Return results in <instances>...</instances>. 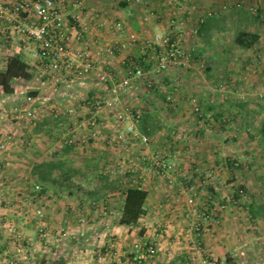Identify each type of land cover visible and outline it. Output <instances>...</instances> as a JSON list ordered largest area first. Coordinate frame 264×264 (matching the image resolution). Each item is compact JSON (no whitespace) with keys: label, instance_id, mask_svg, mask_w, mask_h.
<instances>
[{"label":"crops","instance_id":"0c3cea01","mask_svg":"<svg viewBox=\"0 0 264 264\" xmlns=\"http://www.w3.org/2000/svg\"><path fill=\"white\" fill-rule=\"evenodd\" d=\"M7 1L16 3L21 0ZM61 1L70 6L73 0ZM239 1L241 0H141L137 3L136 0H88L84 11L69 9L67 21L73 26L72 35L80 28L76 20L78 14L86 18V40L91 43L97 60L96 70L87 78L91 92L102 90L106 91L104 95H107L112 87L127 77V70L133 60H142L144 65L150 67L148 70L145 69L148 78L156 77L155 74L158 72L155 70L154 58L143 53L141 42L130 43L128 35L131 32H138L152 36L162 30H169L173 37L181 42L193 62L198 60L201 66L204 64L198 91L200 103L203 107L206 105L208 109H204L198 118L201 130L197 132L194 139L196 142L190 145L191 148L187 145L180 150H177L176 146L170 147L172 149L168 159L178 167L176 186L166 185L167 191L161 194L157 192L158 187L155 183L147 182L146 179V189L149 190L147 211L140 223L133 226H123L119 223L126 186L131 185V180L121 174L115 178L111 172L122 153L118 147L108 146L109 141L101 142L91 137V129L83 126L90 115L73 118L74 123L69 126L70 129L65 128L68 129L66 131L68 133L64 131L62 134L63 138L72 137L76 142L55 150L51 148L52 142L56 141L58 144L61 139L44 130L49 122L46 117L37 123L33 122L34 128L20 133L18 131L16 133L12 129L13 126L10 127L8 123L0 120V127L5 133L10 132L15 137L11 148L5 152L0 151V168L9 169L13 160L31 158V164L28 165L26 159L21 163V166H24L21 171L28 174L25 175V179L21 178L20 182H15L14 187L19 189L21 195L16 196L11 202L14 208L9 211L13 213L0 211V220L6 219L10 223L18 224L28 237V242L37 236L38 243L41 242L39 230L44 223H40L37 210L44 209L45 225L52 234L64 232L70 235L71 239H77L70 241L73 244L66 245L64 249L67 250V254L58 257H55L58 251L57 244L51 247L55 252L49 253L46 248L47 242L41 243L42 245L37 246L35 257L32 259L31 256L24 255L20 247L14 245L15 242L8 237L10 234L5 229L0 228L1 264H10L15 259L17 264H100L97 254L101 251L110 255L115 252L125 262L133 264V245L139 240L143 242L154 240L158 243L159 252L154 264H191L187 262L190 254L187 244L180 243L177 238L185 237L184 214L190 209L191 203H195L189 200L192 195L187 199L190 192L187 193L183 188L181 176L192 177L191 180L186 177L185 182L188 185L197 179H204L199 178L195 167H199L200 172L214 171L213 184L209 189L211 197L228 203L229 206L222 212L220 229L218 228V231L210 229L204 237L202 236L201 241L205 250L214 256L217 264H229L226 262L227 256L232 259L233 264H249L248 260L238 258V255L249 254L247 248L249 233L245 232L249 225L243 230L244 236L239 234L241 238L238 239L235 235L237 232L232 227L242 226L240 222L242 218L238 210L239 205L232 201L241 199L247 203L248 209L249 203L259 204L264 209V198L260 201L255 197L249 199L251 182L249 170L254 172L258 167L255 165L258 156H264V115L257 117L255 112L249 114V100L243 102L228 100L227 96L224 98L223 92H238L239 89H243L242 85L233 84V82L243 84L238 80L240 74L249 76V85L246 81L245 88L264 90V3L258 6L260 13L257 15L250 9L249 0H242V3L243 1L245 3L242 6H238ZM210 11L214 12L212 16H208ZM96 15H99V18L93 19ZM203 18L204 22L200 23ZM13 40L9 42L0 40V46L11 45L16 53L24 54L25 46H15ZM34 45L33 42V47ZM71 45L74 50L81 47L76 41H72ZM108 47L115 48V56L107 53ZM6 51L8 54L10 49ZM13 54L9 53L0 60L2 61L0 72L6 68L8 58ZM238 62L243 63L242 70L232 66ZM163 74L171 75L169 72ZM168 77L165 76L163 80L170 81L171 78ZM132 81L134 85L142 84L145 78H133ZM66 82H68L66 86L76 88L74 79L69 78L62 83ZM166 86L155 85L152 90L160 93ZM152 90L148 89L147 94L144 93L147 97L145 100L130 104L144 110L141 123L146 124L144 134L153 133L154 122H159L154 114L155 110H152L155 97ZM66 95L69 96L70 93ZM66 100L69 102L66 106L74 108L90 103L75 104L72 99ZM236 106L238 107L235 110ZM260 107L263 106L259 105V110ZM2 115L3 113H0V117ZM100 115V121L106 124L100 126L102 136L107 139L113 135L114 138L121 126L114 122V128L107 129L109 116L105 111ZM187 117L178 116L176 119L185 122ZM55 122L59 126L63 125L61 118ZM254 125H259V129H254ZM243 129L251 133L245 135L242 133ZM28 133L30 137L35 136L31 141L36 138V150H29L28 145L22 143L21 137L25 141L23 135L27 137ZM141 152L143 151L140 150ZM186 155L193 156L194 161L198 160V165H192L185 159ZM262 163L260 169L264 170V159ZM12 167L15 169L16 166ZM262 180L264 182V177ZM243 188L247 195L239 197L237 191ZM118 194L119 198L121 195L119 201ZM203 197L204 202L209 201L207 197ZM17 198L19 200H16ZM28 202L32 203L30 208L27 207ZM163 203L165 207L161 210L160 205ZM207 205L210 206L211 203L207 202ZM99 206L106 208L107 212H98L96 208ZM262 213L260 218L264 219V210ZM81 218L86 219L88 223L81 224ZM157 222H162L169 229L166 227L165 231H155Z\"/></svg>","mask_w":264,"mask_h":264},{"label":"rangeland","instance_id":"374dc122","mask_svg":"<svg viewBox=\"0 0 264 264\" xmlns=\"http://www.w3.org/2000/svg\"><path fill=\"white\" fill-rule=\"evenodd\" d=\"M239 2H242V0ZM243 3L242 5L245 4ZM262 3H264V0H257V1L249 0L248 5L250 6V9H251L253 7L260 6ZM13 41H14L13 45L15 46L16 45L25 46L24 56L31 64L37 66L38 72L33 80L29 81L25 79H18L16 81V90L14 94L12 95H6L0 89V113H3V115L0 117V120L1 121L3 120L2 121L3 123H8L10 127L13 126L12 129H14L16 133L17 131L18 133H20L22 131L25 132V130L34 128L35 124L33 122L37 123L39 122L41 118L46 117L49 122L47 123L46 129L44 130L50 131L51 133H53V136H58V138L61 139L58 144L56 141L52 142L51 148L53 150L58 149V148H64L66 147L67 140L69 138V137L63 138L62 133L64 131L65 132L68 131V129H65V128H69L72 122L74 123V119L79 118L78 117L79 115L83 117L90 115L91 104L97 100H100L102 97H104L105 96L104 94L106 93V91L100 90L99 92H96V91L91 92L90 84H88V79H86L85 83L82 85H78L76 82L77 85H75L76 88L74 89L72 87L66 86L68 82L66 83L57 82L55 79L52 78V73L33 58L32 56L33 42L32 41L21 40V39H15ZM1 48L2 49H0V60H3V57L7 56L9 53H16L15 48H13V46L11 45L5 46V47L2 46ZM7 49H10V52L8 54L6 51ZM1 63L2 61L0 62V64ZM232 66L240 70L243 69V63L241 62H238V64H234V65L232 64ZM144 68L148 70L150 67L147 64H145ZM204 68H205L204 64H202L201 66L198 60L197 62H193V60H191L190 58L186 64L182 65L179 68L173 69V71L170 70L169 74L171 75H166V74L164 75L163 73L162 74L157 73L155 74L156 77H150V78H148L147 77L148 75H147L146 76L147 78H145V82H142V84H135V85L133 84L131 89L123 92L122 97L125 101V104L130 107L138 108L130 104H132L133 102H137V103L141 102V100L143 99L145 100L147 98L144 95V93L147 94L148 89L152 90V88H154V87L149 86L150 81L154 83V85H159V84L167 85L165 88L162 89V92L160 93L152 90V92L155 93L154 107H152V110H155L154 114H156V118L159 120V122L158 123L154 122L153 133L146 134L150 138H152L151 143L146 148L141 146V144L139 143H134L132 150L128 154L127 153L120 154L119 160L118 162L117 160L115 161L117 162V164L114 167H118L119 166L118 164L121 161L125 163V166H132L133 165L132 160H133L135 161V163H138L140 165V168H142L144 172L143 174H144L145 180L147 179V182L152 181L153 183H155V186L158 187L157 189L158 193L165 194V192L167 191V186L168 187L176 186V181H177L176 173L178 171V167L176 166L175 163L174 164L176 168V171H175L176 173H174V176L176 180L174 181V183L170 184L165 179L154 176V173L148 170V166L143 163L144 160L142 161L141 158L143 157L145 150H150L151 152H159L168 157L170 154L169 152L172 149L170 147L176 146L177 150H180V149L185 148V145H187L191 148L190 145L196 142L194 140L196 139L195 136H197L198 134L197 132H200L201 130L200 124L198 123V118L202 114V111L204 112V109H208L206 105L205 107H203V105L200 103V100H201V98L199 97L200 91H198V86H201V81H202L201 77L203 76ZM165 76H169L168 78H171V80L170 81L163 80ZM238 80L242 81L243 84L236 83V82H233V84H236L238 86L242 85L243 89L242 90L239 89L238 92L236 91H232V92L229 91L227 93L223 92L224 98L227 96L228 100H232V101L234 100V101H240V102H243L244 100H249V103H250L249 114H252L253 112H255L257 117L258 115H262V114L264 115V90H259V89L249 90L245 88L246 84L249 85L248 74H240ZM69 83L75 84L72 82H69ZM61 84L65 86H62ZM31 92H37L38 95L33 96L34 98L33 103H28L27 98L29 96H32ZM69 93H70L69 96L66 95ZM169 94L173 96V102L168 101L167 97ZM66 98L72 99V102L75 104L76 103L79 104V102L80 103L90 102L91 104L88 103L87 105H80L79 108L75 107V111L73 115V113L69 112L71 107L66 106L67 104H69ZM259 105L263 106V107H260V110L258 109ZM197 106L200 108V111H197L195 109ZM237 107L238 106L234 107V109L236 110ZM30 108H35L36 110L35 112L36 117L34 119H30L27 116V113L25 111L26 109H30ZM102 111H105L106 114L109 116L110 122H109V126H107V129H109L110 127L114 128L113 125L115 124L114 122H116L114 116H112L114 115V113L109 111L105 107L101 109V112ZM178 116H182V118L184 116H188L187 117L188 119H186L185 122H182L176 119V117ZM60 118H61V122H63V125L61 126H59L58 123L56 124L55 122L57 119H60ZM141 123H142V120L137 123V130L140 133H143L144 129L146 128V124L143 125ZM103 125H106V124H104L103 122H100V126H103ZM100 126H99V130H100ZM251 126H252V123H250V127ZM254 129H259V125L257 126L254 125ZM110 130H114V129H110ZM2 131L5 132L3 129ZM249 132L251 133V131L247 129L242 130V133L245 135L246 133L249 134ZM23 136H25V141L21 137L23 145H28L29 150H36L37 149L36 138L31 141V138L35 136L32 135V137H30L29 133L27 137L26 135H23ZM112 137L113 135L112 136L110 135L108 136L107 139H105L103 136H101L98 140L101 142L104 140L109 141V143H107L108 146L117 148V146L113 144ZM192 137H193V140H192ZM29 144H31L32 146H30ZM22 149L26 150L25 148H22ZM140 150L143 152L140 153ZM119 151L122 153L121 150ZM20 152L22 153V151ZM182 156H185V155L182 154ZM35 157L36 156H34V158ZM24 158L26 160L25 159L13 160L11 162L12 164L9 169H7L6 167L0 168V208H1L0 211L1 213L3 211L11 212L9 211V209L14 208L13 207L14 205L11 202L13 201L14 198H16V196L20 197L19 195H21L18 192L19 189L14 187V185H16L15 183L16 181L20 182L21 178L25 179V175L28 174L26 172L23 173L21 171L24 167V166H21V163H23V161L25 160L26 163L28 162L27 164L29 165V163L31 164V158H28V157H24ZM185 159H188L192 165H198L197 163L198 160L194 161L193 156L186 155ZM263 159H264V156L262 155L258 156L257 163L255 162V165H257L258 167L255 168L254 172L249 170V180L251 179V182L249 183V199L250 197H255L257 200L260 201L261 199L264 198V186H263L264 184L263 185L261 184V182H263L262 177H264L263 175L264 173L263 174L261 173L264 172V170L260 169V166L263 165L262 163ZM12 166L14 167L16 166L15 169H13ZM194 170L196 171V173L199 174L198 175L199 178L203 177L204 179H200V180L197 179V181L193 182V184L188 185V183L185 182V179L188 176L187 175L181 176L183 180L182 182L183 188L186 190L187 193L188 191L190 192V194L188 193L187 195V199L188 197L190 198V196L192 195V200L195 201V203H191V207L190 209H188V211L192 210L193 208L205 210L207 209V207H209L207 205V202L211 203V205L226 204L227 208L225 210H227L229 208L228 203H222L220 200H216L214 199V197H211V193L209 189H210V186H212L213 184L212 179L214 177V171L208 170L207 172H200L199 167L198 168L195 167ZM120 174L128 179V176H126L123 173V171H116V174L113 173L112 176L116 178V176ZM198 182H200V185H198ZM187 185L188 187H186ZM146 186H147V183L145 184V188ZM193 186L196 188L195 189L196 190L195 192H197L196 194L191 190ZM239 190L237 192H239ZM243 190H244V195H247L245 188H243ZM117 196H118L117 201H119V199H121V195H120V198H119V194ZM202 196L207 197L209 201L207 202L205 201L206 202L205 203L202 200ZM238 196L241 197V195H238ZM16 200H19V198H17ZM189 200H191V198ZM200 201L202 202L200 203ZM232 202L235 205H239L238 210H240L241 212L240 216L242 218L240 220L242 226H240L239 228L232 227L233 229L236 230L235 232H237V234L235 235L239 239L241 238L239 234L244 236L245 232L249 233V245H247V248H249V254L238 255V258L248 260L249 264H264V219L262 218L256 219L252 217L250 213V208L248 209L247 203L242 202L241 199L240 200L236 199L235 202L234 201ZM162 205H163V208H160L161 210L164 209L165 203H163ZM250 205L251 204L249 203V206ZM31 206H32V203L28 202L27 207L30 208ZM115 208L117 209V207ZM115 208L113 209L114 211H115ZM96 210H98V212H101V213L102 211L107 212L106 208H100V206L99 208L97 207ZM222 212L218 220L213 218L209 220V222H207V224L205 225L207 227V230L204 232L203 237L205 234H207L210 231V229H215L217 231L220 229L219 227L222 226V222H221ZM8 214L9 213H7V216ZM45 219H46V213H45L44 218L39 217L40 223L41 224L44 223V226L46 227ZM81 219H84V218H81ZM81 219H80L81 224L86 225L88 223L86 222V219L84 220H81ZM184 219H185L184 224H185V229H186L188 225V221L186 220L185 217ZM6 221L8 220L6 219H4V221L0 220V228L2 230L5 229L9 233V231L3 225L4 222ZM13 224H15L17 227L20 228L21 232L23 233L24 240L18 241L16 240L15 236L10 233H9L10 236L8 237H10L11 240L15 242L14 244L15 246L20 247L22 249L24 255L29 256V257L31 256L32 259L35 257V250L38 248L37 246L42 245L41 243L44 244V242H47L48 245H46V248L48 250L47 252L49 253L55 252L51 249V247L57 244L58 251L56 252L55 257H58V256H62V254H67V250L64 248H66L67 244H70V245L73 244L72 242H70L71 240L77 241V239H71L69 237L70 235L65 234L64 232L60 234H52V231L50 232V230L46 227L47 236L45 239L42 238L41 232L39 230V234H40L39 240L41 242L39 241L38 243L36 242V240L38 239L37 236H36V239H32L33 241L30 239L28 242L27 241L28 237L25 235L21 226H19L16 223H13ZM238 225L240 224L238 223ZM248 225H249V229H246V231L243 232V230H245V228ZM56 231H58V229H56ZM30 237L32 238V235ZM201 238L202 236H200V240ZM177 239L179 240V238ZM172 255L177 256L176 254H172ZM188 261L189 263H191L190 258L187 259V262Z\"/></svg>","mask_w":264,"mask_h":264},{"label":"built area","instance_id":"2783aa9c","mask_svg":"<svg viewBox=\"0 0 264 264\" xmlns=\"http://www.w3.org/2000/svg\"><path fill=\"white\" fill-rule=\"evenodd\" d=\"M136 2L140 3L141 0H136ZM87 4L88 0H73L70 6L61 0H21L16 3L0 0V40L9 42L15 38H23L34 42L33 58L52 73L53 79L63 82L72 78L78 85H82L88 76L96 70L97 60L91 43L86 40V18L82 14H78L76 20L80 28L75 35H72L73 26L67 21V16L69 9L84 11ZM238 6H242V2H239ZM251 10L257 14L259 7H253ZM213 14L214 12L210 11L208 16ZM98 18L99 15H96L93 19ZM202 22H204V18L200 20V23ZM128 37L132 44L142 43L143 53L154 58L155 70L158 73H166L179 68L190 59L181 42L174 38L169 30H162L152 36L131 32ZM72 41H76L81 47L74 50L71 45ZM106 51L111 56L116 54L114 47H108ZM133 78H146L145 68L135 60L127 70V77L120 84L112 87L107 95L91 104L90 117L86 123H83L84 127L91 129V137L98 140L102 136L99 130L101 109L105 107L113 112L116 122L121 126L112 138L113 144L122 151V154H128L134 143H139L144 148L151 143V138L148 135L137 130V123L142 120L144 110L127 106L122 97L123 92L132 88ZM149 86L154 87L155 85L150 81ZM167 98L168 101L173 102L172 95L169 94ZM27 101L33 103V96H29ZM195 109L200 111L198 106ZM25 111L30 119L36 117L35 108ZM74 111V107L69 110L73 115ZM14 141V135L10 132H3L0 127V151H7L14 145ZM75 142L76 140L71 137L67 140V144ZM141 159L148 166V170L154 173V176L165 179L170 184L176 180L174 176L176 173L175 164L169 161L164 154L145 150ZM132 162V166H125V163L121 161L118 167L111 169V172L123 171L131 180V185L145 188L144 172L138 163L133 160ZM38 188L40 187L38 186ZM195 189L194 186L191 188L196 194ZM238 194L244 196V190H239ZM190 201H193L192 197ZM211 206L205 210L193 208L184 214L188 225L184 232L185 237L181 236L179 240L181 243L187 244L192 264H217V260L213 258L212 254L205 250L200 236H203L207 230L205 226L207 222L213 218L218 220L227 205L215 204ZM160 207L163 208V205L161 204ZM37 215L44 218L45 212L43 209H38ZM3 225L10 234L15 236L16 240H24L23 233L15 224L6 221ZM161 230H167L166 226L162 222H157L155 231ZM40 232L42 238L45 239L47 228L44 224L41 226ZM158 252L159 245L156 241L143 242L139 240L133 245L132 263L154 264ZM97 259L100 264H128L115 252L110 255L101 251L97 254ZM10 264H17V261L12 260Z\"/></svg>","mask_w":264,"mask_h":264},{"label":"trees","instance_id":"16d2710c","mask_svg":"<svg viewBox=\"0 0 264 264\" xmlns=\"http://www.w3.org/2000/svg\"><path fill=\"white\" fill-rule=\"evenodd\" d=\"M260 11L257 13V15ZM256 14V13H255ZM148 58V57H147ZM146 60V59H145ZM144 60V61H145ZM139 62L143 67L141 61ZM37 66L31 64L23 53L17 52L8 58L6 68L0 72V89L6 95H12L16 90V81L18 79L33 80L37 75ZM32 96H37V92H31ZM149 198V190L140 188L135 185L126 186L124 205L121 212L119 223L123 226L138 225L143 215L146 214V204ZM251 216L254 218H260L263 214V207L259 204H251L249 206ZM134 254L132 255V257ZM226 262L232 263V259L227 256Z\"/></svg>","mask_w":264,"mask_h":264}]
</instances>
